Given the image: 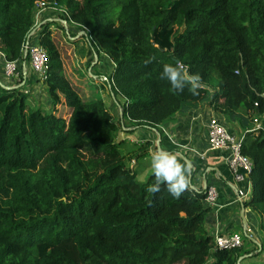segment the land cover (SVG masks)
<instances>
[{"label": "trees", "instance_id": "1", "mask_svg": "<svg viewBox=\"0 0 264 264\" xmlns=\"http://www.w3.org/2000/svg\"><path fill=\"white\" fill-rule=\"evenodd\" d=\"M37 1L0 0L7 59L27 58L22 46ZM56 1L68 10L69 17L60 16L86 29L93 54L108 56L110 73L103 68L97 80L79 71V86L90 91L84 96L86 89L63 73L43 21L38 37L49 53L43 82L52 106L63 101L67 116L29 107L22 73L12 84L0 77V264H204L210 256L211 264H246L248 254L263 251L246 236L239 247L212 249L206 187L190 186L175 199L161 186L152 196L146 192L152 171L139 180L113 135L122 126L154 128L187 101L208 96L219 119L243 135L252 168L250 196L241 204L263 216L264 130L252 127L264 115V0ZM177 61L199 76L198 95L159 79L163 66ZM246 240L257 247L244 249Z\"/></svg>", "mask_w": 264, "mask_h": 264}, {"label": "crops", "instance_id": "2", "mask_svg": "<svg viewBox=\"0 0 264 264\" xmlns=\"http://www.w3.org/2000/svg\"><path fill=\"white\" fill-rule=\"evenodd\" d=\"M49 14L50 13H45L40 16L39 24L43 21H47L50 23L51 28H55V26L59 25L64 33L71 32L68 22L63 20V22L60 23V16ZM39 24L37 26H39ZM90 51L92 52V50ZM91 56L90 62H94L86 67L89 73L91 75L94 74V77L95 74L104 77L99 65L104 63L101 59L105 58V62L107 60L109 63L108 66H110V59L102 51H100L99 58L96 57L93 52ZM26 62L27 60L24 59L21 68L25 65L27 71ZM26 71L24 72L26 73ZM25 73L23 75L26 81H24L27 84L30 75H32V81L34 77L37 83L40 82L32 69L27 75ZM95 78L99 79L100 76ZM28 87H30V85ZM101 93L113 114L118 115L119 109L110 96L103 91ZM211 115L220 117V113L214 109L213 105L208 100V96H206L201 100L186 102L182 109L177 110L172 116L161 122V125L164 126V130L160 126L154 128L148 126L147 129H140L137 135L133 136L132 132H130L131 130H124L122 126L114 132L113 136L114 140L118 143L119 151L125 154V159H132L134 165L137 163V167H134V165L131 166V163L129 164L134 168L136 175L138 171L140 173L152 171L150 159L156 144L161 150L175 152L182 163L187 162L191 167V173L188 178L190 186L200 189L213 183L221 192L218 196V203L223 205L218 209L215 207H208L206 211L204 225L207 231L213 235V230L217 224L220 230L224 232L231 230V227L245 228V226L248 225L254 229L255 235L259 234L255 236V239L259 243H262L264 247V243L262 239H260V231L258 232L259 227L263 230L261 223L264 221V215H259L250 205L243 206L241 203L233 200L235 197V190L229 184L231 180L230 172L225 162L222 160L219 151L207 148L206 124ZM259 122L264 125V115L259 118ZM233 129L241 132L238 126L231 128V131H234ZM199 152H204V156L200 157ZM139 156L140 158H137ZM238 217L240 221H238ZM251 244L252 242L249 241L245 245ZM261 252L260 253L263 254L264 250ZM258 256V254L255 256L248 255L245 258L249 260V262H247L248 264H255L254 260L256 258L259 259L257 261H262L264 259V256Z\"/></svg>", "mask_w": 264, "mask_h": 264}, {"label": "built area", "instance_id": "3", "mask_svg": "<svg viewBox=\"0 0 264 264\" xmlns=\"http://www.w3.org/2000/svg\"><path fill=\"white\" fill-rule=\"evenodd\" d=\"M44 9H50L54 14L59 13L69 17L67 8L56 0H38L36 2L34 22L25 35L22 50L23 53L27 55L30 67L40 82L46 79L49 62V53L45 46L40 43L38 37V30L41 25V23L39 24V16ZM67 20L72 21L71 19ZM38 24L39 26H37ZM22 63L23 61L20 64V60L17 58L7 59L4 52L0 50V77L2 81L9 84L18 81L22 73ZM254 120L257 121V124H255L252 129L261 127L264 130V125L258 122V118L255 117ZM157 126H160L164 130V126L161 125V123H158ZM206 137L208 144L207 148L219 151L222 160L225 162L230 172L231 180L229 184L235 190V197L233 200L241 203V201L250 196V180L248 178V173L252 168L250 157L242 152L243 135H236L218 116L211 115L206 124ZM156 150H161L157 144L154 147V151ZM199 155L203 157L204 152H199ZM220 193L216 185L213 183L208 184L205 188V195L203 197L204 204L208 207L220 208V206L223 205L218 203V196ZM238 221H240L239 218ZM213 231L214 246L212 249L236 248L243 243L244 236L248 239L257 236V234L255 235L254 229L248 225L242 229L231 227V230L224 232L220 230L217 224Z\"/></svg>", "mask_w": 264, "mask_h": 264}, {"label": "rangeland", "instance_id": "4", "mask_svg": "<svg viewBox=\"0 0 264 264\" xmlns=\"http://www.w3.org/2000/svg\"><path fill=\"white\" fill-rule=\"evenodd\" d=\"M45 13L46 14L50 13L49 15L54 14V13H52V10L44 9L41 12L40 16H42ZM60 23H61V21H60ZM68 26H69V29L71 32H66V33H64V31L60 29L59 25L55 26V28L52 27V35L54 37L55 44L60 50V57L62 60V70H63V73L68 77V79L72 83H74L78 89L81 88L82 90H85V89L87 90V91L86 90L82 91V92H85L84 96L90 97V91L88 90V88L84 87L85 89H83L82 87L79 86L78 83H81L79 80V77H80L79 71H81V73L86 71L89 75H91L88 71V68H86V67L88 66V62L91 61L90 59L92 57L91 56L92 52L90 50L92 48H91L87 38L83 35V34H85V32H83L86 30L85 28H83V29L81 28V30L78 31L77 30L78 26L72 21H68ZM26 60H27V62H26L27 68H28L29 72H31V67H30V63L28 61V58H26ZM101 60L104 63H102L100 65V69L103 70V68H106L107 71L106 70L105 71L107 72V74H109L110 73V66H108L109 65L108 61L106 60V62H105V58L104 59L102 58ZM28 70L26 71L25 65L21 68V71L23 74L25 73L24 71H26V73H25L26 75H27V73H29ZM96 76H98V75H96ZM3 79H5V78H3ZM31 79H32V75H30V79L28 80V84L26 83V85L23 86V88L25 90H28V93H29V96L26 99V102L29 105V107H31V108L40 107L45 111L55 110V111H58V113H60L62 115L64 114L63 116H67L68 108L65 106V103H63V101L59 104V107H56L55 105L52 106L51 99H50V96L47 92L45 82H38L37 83V80L34 77H33V81ZM24 80L26 81L25 77H24ZM24 80H23V82H24ZM97 80H101V79H97ZM32 82H33V85H32ZM29 85H30V87H28ZM79 91H80V89H79ZM187 102H189V101H187ZM115 116H116V114H115ZM147 127L148 126H146V125H142V126H138L134 129H132L131 131L130 130L129 131L132 132L133 136H136L140 129L145 130V129H147ZM235 133L240 134V132L237 130L235 131ZM137 158H140V156ZM126 162H127V164L131 163V166L134 165V162L132 159H128V160L126 159ZM136 164L134 165V167H137ZM150 172L151 171H149V172L147 171L146 173H140L138 171L137 178L139 180H145L148 177ZM259 231H260V235H261L260 239H262V242L264 243V231L260 227L258 228V232ZM258 235L259 234H257V236ZM245 238L246 237L244 236V239ZM246 242L248 243L249 240H246ZM242 245H244V243H242ZM253 247L254 248L257 247L255 245V243H252L251 245H247L246 248H244V247H242V248L252 249ZM261 253L258 255L264 256V253L263 254H261ZM257 260H259V259L256 258L254 260L255 264L264 263V259L262 261H257ZM211 261H212V256H210V258H208L204 264H211ZM247 262H249V260H247L246 258H243L242 263L248 264Z\"/></svg>", "mask_w": 264, "mask_h": 264}, {"label": "clouds", "instance_id": "5", "mask_svg": "<svg viewBox=\"0 0 264 264\" xmlns=\"http://www.w3.org/2000/svg\"><path fill=\"white\" fill-rule=\"evenodd\" d=\"M52 15L60 16L57 13ZM60 17L62 18H60L61 22L63 20L68 22L63 16ZM65 17L67 18V16ZM154 59V56L149 57L145 63H151ZM159 79L167 80L171 88L177 92L183 93L187 89L191 94L198 95V89L195 85L199 81V76L191 74L186 66L179 61L175 65L165 64ZM150 167L154 182L147 186L146 192L152 196L161 191V186L175 199H179L185 192L191 190L188 179L191 167L187 162L182 163L175 152L167 150L154 151L151 154ZM149 203L151 204L152 201L149 200Z\"/></svg>", "mask_w": 264, "mask_h": 264}, {"label": "water", "instance_id": "6", "mask_svg": "<svg viewBox=\"0 0 264 264\" xmlns=\"http://www.w3.org/2000/svg\"><path fill=\"white\" fill-rule=\"evenodd\" d=\"M196 84H198V83H196ZM239 259H240V258H239ZM239 259H238V263H240V262H239Z\"/></svg>", "mask_w": 264, "mask_h": 264}]
</instances>
